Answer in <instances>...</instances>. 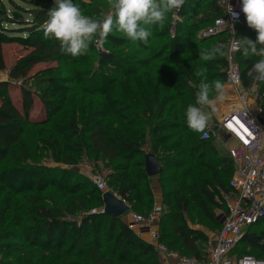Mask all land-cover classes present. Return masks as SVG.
Returning a JSON list of instances; mask_svg holds the SVG:
<instances>
[{
  "label": "trees",
  "instance_id": "obj_1",
  "mask_svg": "<svg viewBox=\"0 0 264 264\" xmlns=\"http://www.w3.org/2000/svg\"><path fill=\"white\" fill-rule=\"evenodd\" d=\"M21 1L31 9L9 0L10 14L0 1V73L7 70L4 44L33 49L9 70V81H0V252L16 255L0 264H160L154 247L123 216L90 213L104 207V193L73 170L83 160L85 146L108 170L110 192L133 212L150 214L160 198V243L180 256L207 262L198 245L206 236L192 229L183 214L196 211L207 229L220 231L235 167L213 141L201 140L202 133L188 128L185 112L195 104L202 79L195 75L198 69H206L208 82H226L227 57L202 61L199 51L227 45L232 38L255 41L256 31L244 19L234 34L199 38L224 13L218 0H187L174 38L169 14L163 29L151 26L147 44L114 32L102 45L106 50L93 43L87 54L73 57L43 34L55 0ZM73 2L93 18L109 10L107 0ZM258 59L236 55L245 90L254 87L249 71ZM46 62L61 67L36 75L35 96L42 107L30 119L34 95L22 87L20 108L9 95L10 82H26L31 69ZM256 86L258 114L264 118V84ZM44 154L71 170L41 165ZM148 157L160 168L156 177L147 174ZM259 228L264 229V220L248 230L231 255L261 260L264 230L257 233Z\"/></svg>",
  "mask_w": 264,
  "mask_h": 264
},
{
  "label": "built area",
  "instance_id": "obj_2",
  "mask_svg": "<svg viewBox=\"0 0 264 264\" xmlns=\"http://www.w3.org/2000/svg\"><path fill=\"white\" fill-rule=\"evenodd\" d=\"M223 2L224 6L222 0H218L224 13L223 17L215 21L214 27L200 32L199 38L212 37L224 31L234 34L236 26L246 19L241 11L242 0ZM228 4H231L232 12L226 11ZM233 13H238V18H234ZM178 21L179 19H174L170 24L171 38L175 37ZM234 39L232 38L227 45ZM237 53H229L231 59L226 56L228 69L225 82L227 87L236 91L242 87L241 70L236 60ZM232 74L239 77V83L232 79ZM201 140L223 141L229 144L228 155L235 167L230 181L233 192L224 196L227 212L219 217L222 227L216 240L209 244L208 264H264L251 255L242 257L231 255L248 230L264 220V118L251 111L246 101L241 99V107L227 114L215 128L205 130ZM92 181L101 191L107 189L106 180L102 176H94ZM122 201L129 207L128 213L124 215L128 227L131 230L137 229L139 233H149L150 245L154 247L163 264H204L198 259L180 256L160 243L159 234L151 230L158 220L155 210L143 217L133 213L131 206Z\"/></svg>",
  "mask_w": 264,
  "mask_h": 264
},
{
  "label": "clouds",
  "instance_id": "obj_3",
  "mask_svg": "<svg viewBox=\"0 0 264 264\" xmlns=\"http://www.w3.org/2000/svg\"><path fill=\"white\" fill-rule=\"evenodd\" d=\"M187 0H107L109 11L102 18L85 15L73 0H55V7L47 12L48 19L43 27L44 37L59 41L60 51L73 57L85 55L91 44L102 46L109 34L121 33L131 42L148 43L152 35L151 26L165 27L171 14L179 19V12ZM222 6L224 2L222 0ZM226 11L232 12L231 4ZM241 11L246 17L247 25L257 33L256 40L247 37L234 39L230 44H218L210 49L199 51L202 61H211L229 53L241 52L244 57L258 56L249 71L253 86L264 84V0H242ZM238 13H233L238 18ZM228 49V52L225 51ZM206 69L195 72L202 77L195 92V104L188 105L185 116L189 129L205 133L217 104L225 100V85L221 80L207 81ZM232 79L239 83V77L232 74ZM215 93L214 96L211 94ZM209 109L210 111H205Z\"/></svg>",
  "mask_w": 264,
  "mask_h": 264
},
{
  "label": "rangeland",
  "instance_id": "obj_4",
  "mask_svg": "<svg viewBox=\"0 0 264 264\" xmlns=\"http://www.w3.org/2000/svg\"><path fill=\"white\" fill-rule=\"evenodd\" d=\"M0 1L4 5L7 13L10 14L13 11V7L10 5L9 0H0ZM14 1H15V3H17V5L19 7H23L24 9H31V6L25 5L24 3H22L21 0H14ZM83 1L85 3H89V0H83ZM108 11L109 10H105L106 13ZM25 16H26V18H29L28 15H25ZM179 16H180V14H179ZM173 20L174 19L171 18V22ZM180 20H182L181 16H180L178 22H180ZM4 27H6V28H14V26H9V25H5ZM97 48H98V50H106L107 49L104 46H97ZM32 51H33L32 48L27 47V46L23 45L22 43L4 44L3 45V53H4V58H5V63H6L7 70L4 73H0V81H9V77H8L9 70L20 59H22L23 57L29 55ZM60 67H61V65L58 64L57 62L40 63V64L35 65L31 69L30 75L25 80L26 82H24L23 80H21L19 82H10L11 84H10V88H9V95L12 97V100H13L14 104L19 106L20 108H21L20 102H21V97H22V94H21L22 93V87L25 86L26 89L30 90L32 92V94L34 95L33 97L35 98L34 99L35 101H34V106H33V109H32L33 111L31 110V112H30V116H29L30 119H35L38 116V114L41 112L39 109H41V107H42V106H40L41 103H40L39 98L37 99V97L35 96V95H37V92H36L35 87H34V82H35V79H36V75L38 73H40V72L49 71L51 69H58ZM95 69H96V67L94 66L91 69V71H93ZM242 88L243 87H241L238 91L243 90ZM238 91L234 90L233 88H229V87L225 86L226 98H225V100L223 102L217 104L218 115L214 118L215 122L212 123L213 125L211 126V128H215L218 125V123L220 121V118L221 117L222 118L225 117V113L226 112H230V111L236 109L235 106L237 104L236 97H237ZM246 94H247V96H246L247 100H250L252 102V104H253L254 111H259V107H258V105L256 103V100H257L258 95H259V87L255 86V87H253L250 90H246ZM214 95H212V96H214ZM219 114H220V116H219ZM42 117L46 118L45 114H43ZM85 150L86 151L84 152L83 160L73 170L78 175H81L84 178H87V179H90V180H92V177H94V176H102L106 180V176L108 174V170H106L103 167L102 162H100L95 155H90L89 154L90 149H89L88 146H85ZM44 157L46 159L42 160V161H39V162H40L41 165H44L47 168H52V169H70L71 170V168H69L67 166L59 165V164H53L52 161L47 159V155L46 154H44ZM106 192H110V188L108 186H107V189L105 191H103V193H106ZM159 209H161V207ZM102 211H103V207L102 208H95L90 213L102 212ZM133 213H135L137 215H141L143 217L146 216V214H141V213L138 214V212H133ZM196 213H197L196 211H193L192 213L185 212L183 214V217L188 222V225L190 227H192V229H194L196 231H200L206 236L205 240L199 242L198 245L204 251L207 252L208 248H209V244L213 240V236H214L215 231L212 230V229H207L206 226L204 225L205 223H204L203 219L201 217H199V214L197 215ZM263 230H264L263 228H259V229L256 230V232L260 233ZM106 233H107V226L105 225V227L103 228L102 235H105ZM15 257H16V255L14 254L13 250L0 252V259H9V258H15ZM261 261L264 262V257L261 259Z\"/></svg>",
  "mask_w": 264,
  "mask_h": 264
},
{
  "label": "crops",
  "instance_id": "obj_5",
  "mask_svg": "<svg viewBox=\"0 0 264 264\" xmlns=\"http://www.w3.org/2000/svg\"><path fill=\"white\" fill-rule=\"evenodd\" d=\"M225 85V84H224ZM226 86V85H225ZM227 87V86H226ZM230 88V87H229ZM243 90H241V91H239V93H237V97H236V102H237V104H236V109L235 110H237V109H239L240 107H241V99H243V100H245L246 101V104L249 106V109L251 110V111H253V112H255V113H258V111H254V107H253V104H252V102L250 101V100H247V98H246V96H247V94H246V90L244 89V88H242ZM41 106V105H40ZM40 108V107H39ZM40 110V109H39ZM205 111H210L209 109H205ZM232 111H234V110H232ZM231 112V111H230ZM230 112H226L225 113V117H226V115L227 114H229ZM218 115V110L215 112V113H213V115H212V117H211V119H210V121H209V124H208V127L205 129V130H207L208 128H211V126L213 125L212 123L213 122H215V117ZM219 116H220V114H219ZM225 117H221L220 118V121H219V123H218V125L221 123V121H223V119L225 118ZM217 125V126H218ZM214 144H215V146L217 147V149H218V151L221 153V155H223V156H227L228 155V149H229V144H227L226 142H223V141H217V142H215L214 141ZM160 204V198L158 197V199L156 200V208H155V212H156V215H157V217H158V220L156 221V223L154 224V226H152V231L153 232H157L158 233V230H157V227H156V225H157V223H158V221H159V219H160V215H161V213L159 212V205ZM132 210V209H131ZM124 219H125V221H126V217L124 216L123 217ZM127 222V221H126ZM192 228V227H191ZM134 231L136 232V234L138 235V236H140L141 237V239L142 240H144L146 243H148V244H150V242H151V237H150V235H149V233L148 232H146V233H139L138 232V230L137 229H134ZM218 233H219V231H215V233H214V236H213V240L211 241V242H213V241H215L216 240V238H217V235H218ZM206 252V251H205ZM207 253V262H204V261H201L202 263H204V264H208L209 263V248H208V251L206 252ZM158 258H159V256H158ZM200 261V260H199ZM159 262H160V264H163V262L160 260V258H159Z\"/></svg>",
  "mask_w": 264,
  "mask_h": 264
},
{
  "label": "water",
  "instance_id": "obj_6",
  "mask_svg": "<svg viewBox=\"0 0 264 264\" xmlns=\"http://www.w3.org/2000/svg\"><path fill=\"white\" fill-rule=\"evenodd\" d=\"M146 170L149 177H156L160 174V168L153 157L147 158ZM103 204L102 212L115 219L124 216L129 211V207L112 192L104 193Z\"/></svg>",
  "mask_w": 264,
  "mask_h": 264
}]
</instances>
